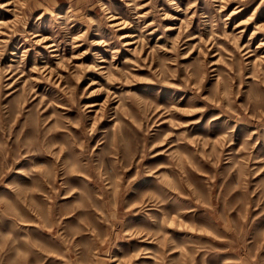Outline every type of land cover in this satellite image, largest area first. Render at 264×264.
Segmentation results:
<instances>
[{"label":"rangeland","instance_id":"rangeland-1","mask_svg":"<svg viewBox=\"0 0 264 264\" xmlns=\"http://www.w3.org/2000/svg\"><path fill=\"white\" fill-rule=\"evenodd\" d=\"M0 264H264V0H0Z\"/></svg>","mask_w":264,"mask_h":264},{"label":"bare ground","instance_id":"bare-ground-1","mask_svg":"<svg viewBox=\"0 0 264 264\" xmlns=\"http://www.w3.org/2000/svg\"><path fill=\"white\" fill-rule=\"evenodd\" d=\"M124 36V35H123ZM50 46H53V44H51ZM52 50H54L53 48H52Z\"/></svg>","mask_w":264,"mask_h":264}]
</instances>
